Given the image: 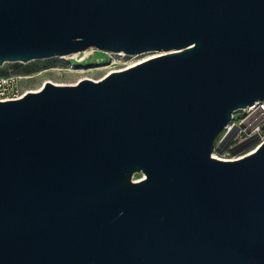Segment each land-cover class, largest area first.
I'll return each mask as SVG.
<instances>
[{
    "label": "water",
    "instance_id": "water-1",
    "mask_svg": "<svg viewBox=\"0 0 264 264\" xmlns=\"http://www.w3.org/2000/svg\"><path fill=\"white\" fill-rule=\"evenodd\" d=\"M90 47L162 54L0 102V264H264V144L210 157L264 100V0H0V66Z\"/></svg>",
    "mask_w": 264,
    "mask_h": 264
},
{
    "label": "built area",
    "instance_id": "built-area-1",
    "mask_svg": "<svg viewBox=\"0 0 264 264\" xmlns=\"http://www.w3.org/2000/svg\"><path fill=\"white\" fill-rule=\"evenodd\" d=\"M105 53L110 57L111 64H114V59L127 56L122 52ZM18 80H20L18 76H0V102L18 100L26 94L18 87ZM262 144H264V100L256 101L232 113L230 121L217 136L210 157L217 161L234 162L255 153ZM216 149H221V152H217Z\"/></svg>",
    "mask_w": 264,
    "mask_h": 264
},
{
    "label": "rangeland",
    "instance_id": "rangeland-1",
    "mask_svg": "<svg viewBox=\"0 0 264 264\" xmlns=\"http://www.w3.org/2000/svg\"><path fill=\"white\" fill-rule=\"evenodd\" d=\"M156 55L154 52L140 53L136 55H127L124 58L117 59L115 64H111L110 57L106 53L94 52V55L86 59L82 63H76L71 60L59 59L58 57L44 59V60H34L28 63L20 62H6L0 66V76L2 77H16L24 75L36 74L40 71L48 70L51 68H61L66 69L68 65L73 64L78 69L77 70H93L96 68H103L102 70L90 72V73H60L47 72L40 76H36L28 80H18V87L23 91L36 90L44 84L45 81H53L63 84H72L77 79H100L104 78L109 72H115L120 69H126L130 65H133L143 59L152 57ZM80 58V54L77 53ZM82 56V55H81ZM156 57V56H155ZM154 58V57H152ZM85 68V69H84ZM138 174H134L133 177ZM132 177V178H133Z\"/></svg>",
    "mask_w": 264,
    "mask_h": 264
},
{
    "label": "bare ground",
    "instance_id": "bare-ground-1",
    "mask_svg": "<svg viewBox=\"0 0 264 264\" xmlns=\"http://www.w3.org/2000/svg\"><path fill=\"white\" fill-rule=\"evenodd\" d=\"M100 52V53H105L104 51H100V50H96L95 48H93V47H90V48H88V49H86L85 51H83V52H81V53H79L80 54V58L77 56V53H74V54H71V55H68V56H62V57H58L59 59H64V60H71V59H73V61H75L76 63H82V62H84L86 59H88L89 57H91V56H93L94 55V52ZM154 53H156V55H154V56H152V57H157V56H159L160 54H162L161 52H154ZM82 55V56H81ZM123 55V54H122ZM152 57H148V58H146V59H143V60H141V61H139V62H137V63H135V64H133V65H130L129 67H127L126 69H128V68H131V67H133V66H135V65H138V64H140V63H143V62H145V61H147V60H149V59H152ZM116 61L117 60H115L114 59V64L116 63ZM113 64V63H112ZM78 68L76 67V66H74L73 64H70V65H68V67L66 68V69H61V68H51V69H48V70H44V71H40V72H38V73H36V74H32V75H24V76H18V78L20 79V80H28V79H32V78H34V77H36V76H40V75H42L43 73H47V72H55V73H57V74H60V73H62V72H64V73H90V72H95V71H99V70H102L103 68H96V69H93V70H77ZM85 69V68H84ZM112 73V72H111ZM108 74H110V72L108 73ZM107 74V75H108ZM107 75H105V76H107ZM104 76V77H105ZM88 79H90V80H93V81H99V80H101L102 78H100V79H91V78H88ZM80 80H82V78H79V79H77L74 83H72V84H63V83H58V82H53V81H45L44 82V84L46 83V82H50V83H52L53 85H56V86H66V85H75L76 83H78ZM44 84L42 85V86H40L38 89H36V90H31V91H25V93H29V92H32V93H36V92H39L41 89H42V87L44 86ZM145 178V176H144V174H141V173H138V175H135L133 178H132V181L133 182H138V181H141V180H143Z\"/></svg>",
    "mask_w": 264,
    "mask_h": 264
}]
</instances>
